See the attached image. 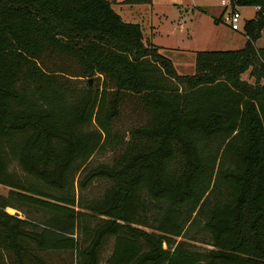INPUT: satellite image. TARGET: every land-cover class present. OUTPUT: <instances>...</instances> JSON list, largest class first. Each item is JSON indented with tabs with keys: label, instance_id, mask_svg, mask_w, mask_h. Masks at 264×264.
<instances>
[{
	"label": "trees",
	"instance_id": "16d2710c",
	"mask_svg": "<svg viewBox=\"0 0 264 264\" xmlns=\"http://www.w3.org/2000/svg\"><path fill=\"white\" fill-rule=\"evenodd\" d=\"M230 2L258 8L244 46L180 74L110 0H0V264H100L110 238L107 264H264V0ZM127 96L148 118L124 135Z\"/></svg>",
	"mask_w": 264,
	"mask_h": 264
},
{
	"label": "rangeland",
	"instance_id": "374dc122",
	"mask_svg": "<svg viewBox=\"0 0 264 264\" xmlns=\"http://www.w3.org/2000/svg\"><path fill=\"white\" fill-rule=\"evenodd\" d=\"M113 9L127 22H137L141 25L145 44L153 43L159 47V52L170 58L180 74H193L195 72V54L199 50H233L244 46L247 36L244 22L254 18L258 8L251 5H232L229 1L225 6L221 0H151V3H123L122 0H110ZM240 12L239 29L233 30L229 24L220 18L221 12L233 7ZM220 18V19H218ZM217 19V20H216ZM256 48H264V28L260 37L255 40ZM57 61H61L57 59ZM56 61V62H57ZM69 73L78 69L75 62L64 57ZM47 63H50L47 61ZM242 78L253 81L248 72ZM94 86L102 85V76L90 78ZM78 86L85 85V79H77ZM120 115L114 123L115 130L124 135L134 125L144 124L148 113L134 96H127L120 107ZM112 153L108 150L96 152L91 165L99 162L111 161ZM18 172L19 168L13 166ZM109 181L96 179L83 194L88 197L100 195ZM9 187L0 184V194L6 195ZM80 193L77 188L76 194ZM6 208L8 213L17 210ZM19 216L24 214L18 211ZM36 217V213L32 212ZM180 239V237L178 238ZM200 246L204 245L196 242ZM113 239L110 238L102 253L100 264H107L106 260L111 254ZM47 255V254H46ZM47 258L51 264H75L73 253L69 251H49Z\"/></svg>",
	"mask_w": 264,
	"mask_h": 264
},
{
	"label": "built area",
	"instance_id": "2783aa9c",
	"mask_svg": "<svg viewBox=\"0 0 264 264\" xmlns=\"http://www.w3.org/2000/svg\"><path fill=\"white\" fill-rule=\"evenodd\" d=\"M221 3L224 4L225 6L228 5V2L226 0H221ZM222 17H223V20L229 24L231 29L233 30L239 29V20H240L241 14L235 8V6L233 7V9L229 10L228 12H226V10L224 9ZM257 56L260 62L264 64V56L259 52H257ZM261 83L264 84V77L261 79Z\"/></svg>",
	"mask_w": 264,
	"mask_h": 264
},
{
	"label": "crops",
	"instance_id": "0c3cea01",
	"mask_svg": "<svg viewBox=\"0 0 264 264\" xmlns=\"http://www.w3.org/2000/svg\"><path fill=\"white\" fill-rule=\"evenodd\" d=\"M223 12H224V10L221 12V16L223 15ZM221 16H220V17H221ZM221 19H222V17H221Z\"/></svg>",
	"mask_w": 264,
	"mask_h": 264
},
{
	"label": "bare ground",
	"instance_id": "6f19581e",
	"mask_svg": "<svg viewBox=\"0 0 264 264\" xmlns=\"http://www.w3.org/2000/svg\"><path fill=\"white\" fill-rule=\"evenodd\" d=\"M9 209H10V210H9L10 212H13V211H12V210H13L12 208H9Z\"/></svg>",
	"mask_w": 264,
	"mask_h": 264
}]
</instances>
